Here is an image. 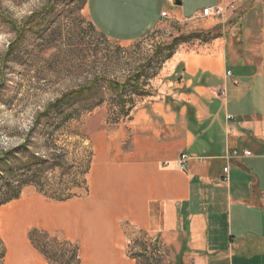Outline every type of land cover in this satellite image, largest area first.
Here are the masks:
<instances>
[{
	"label": "crops",
	"instance_id": "obj_1",
	"mask_svg": "<svg viewBox=\"0 0 264 264\" xmlns=\"http://www.w3.org/2000/svg\"><path fill=\"white\" fill-rule=\"evenodd\" d=\"M151 1L98 0V32L130 44L173 19L190 22L191 41L128 116L90 135L87 193L17 199L25 264H48L27 238L31 228L75 243L79 264H137L127 254L137 233L183 264H264V0H238L221 17L202 11L228 0H163L170 9L155 22Z\"/></svg>",
	"mask_w": 264,
	"mask_h": 264
},
{
	"label": "rangeland",
	"instance_id": "obj_2",
	"mask_svg": "<svg viewBox=\"0 0 264 264\" xmlns=\"http://www.w3.org/2000/svg\"><path fill=\"white\" fill-rule=\"evenodd\" d=\"M97 2L0 0L3 17L16 23L14 30L0 19V154L19 147L18 169L23 172L26 151L43 157H66L67 164L43 179L41 188L24 186L21 194L32 192L51 200L54 190L65 187L67 173H77L79 167L89 164L90 135L103 124L130 113L135 102L148 95L163 63L180 52L184 42L191 41L190 22L169 19L140 41L113 42L99 33L100 14L94 10ZM150 7L151 22L159 19L162 10L170 9L163 0H152ZM75 92L57 103L63 95ZM50 105L78 115L77 120L54 131V142L45 135L55 123L33 124L35 114ZM5 176L0 170V190ZM16 201L0 205V224L5 223L0 225L2 264H22V256H30L22 228L23 239L9 237L8 226L17 219ZM127 238V254L137 264H183L174 250L164 249L143 234H129ZM36 239L47 245L50 264H67L69 248L58 244L64 241L58 235L42 232Z\"/></svg>",
	"mask_w": 264,
	"mask_h": 264
},
{
	"label": "trees",
	"instance_id": "obj_3",
	"mask_svg": "<svg viewBox=\"0 0 264 264\" xmlns=\"http://www.w3.org/2000/svg\"><path fill=\"white\" fill-rule=\"evenodd\" d=\"M4 15L0 12V19L2 21H7L14 30L16 29L15 21L3 17ZM170 58V56L168 57ZM78 92V91H77ZM70 93L63 95L57 103L64 101L70 95L77 94ZM83 93V90H80ZM57 105H50L45 108L41 113H36L33 118V124L35 126L40 125L43 122L55 123L56 127L50 129V133H46V137L54 142V131L59 130L62 126H65L72 121L77 120L78 115H74L72 112H65L63 110L56 109ZM129 113H125L123 116H128ZM35 127L30 129V132L34 131ZM27 154L25 170L18 169V157L20 155V148L13 149L8 153L0 154V170L3 171L4 176L9 174V177L5 176L1 190H0V205L9 203L20 197L22 188L28 185H34L37 188H41L40 182L47 178L49 174L54 172L56 169H62L66 164V157H43L39 156L34 152H25ZM90 162L87 166L79 167L77 173H67V181L65 182V187L62 190H54L52 192V201H66L79 195L75 193L74 190L82 191L87 193L86 185V175L89 170ZM7 169V171H6ZM71 168H69L70 170ZM23 172V173H22ZM46 176V177H45ZM62 176L65 177L64 174ZM62 178V177H61ZM42 233L37 229H32L28 234V239L33 246L50 264L52 257L47 252V245L41 244L36 239V235ZM56 242V241H55ZM61 246L69 248V257L67 259V264H79L78 259V247L75 243L68 241H62L58 243ZM145 255V253L143 254ZM4 258V251L2 247V242L0 239V264H2Z\"/></svg>",
	"mask_w": 264,
	"mask_h": 264
},
{
	"label": "built area",
	"instance_id": "obj_4",
	"mask_svg": "<svg viewBox=\"0 0 264 264\" xmlns=\"http://www.w3.org/2000/svg\"><path fill=\"white\" fill-rule=\"evenodd\" d=\"M220 2H223V0H220ZM237 2H238V0H228L226 7H223V5L221 4L217 7L205 8L202 11V15L205 17L206 16L221 17L223 12H224V9L234 10ZM161 17L167 18V13L166 12L161 13ZM227 76H231L230 72H227ZM237 156H238V153L235 151H232L225 156V160L230 162L232 159L237 158ZM242 156H245V157L250 156V153L249 152H243ZM188 160H189V158L185 153L180 154L178 159L174 162L175 167L179 171H184L186 166H187ZM224 172H227L226 168L224 169Z\"/></svg>",
	"mask_w": 264,
	"mask_h": 264
},
{
	"label": "bare ground",
	"instance_id": "obj_5",
	"mask_svg": "<svg viewBox=\"0 0 264 264\" xmlns=\"http://www.w3.org/2000/svg\"><path fill=\"white\" fill-rule=\"evenodd\" d=\"M17 210V209H16ZM0 214L1 215H3L2 213H1V210H0ZM14 214V213H13ZM6 215V214H5ZM4 215V216H5ZM14 216V215H13ZM12 216V217H13ZM11 217V218H12ZM7 218V217H6ZM10 218V217H9ZM10 218V219H11ZM4 219V218H3ZM0 220H2L1 218H0ZM6 220V219H5ZM4 220V221H5ZM2 222V221H1ZM8 223V222H7ZM2 224V223H1ZM0 224V225H1ZM5 224V223H4ZM4 224H2V225H4ZM8 225V224H7ZM9 237H10V240H18L17 238H19L20 239V237H21V228H22V225H21V222H19L17 219L15 220V221H12V222H10V224H9ZM2 230H3V228H2ZM7 230V229H6ZM4 231V230H3ZM5 232V231H4ZM22 238V237H21ZM23 239V238H22ZM9 240V239H8ZM6 241H7V239H6ZM12 242V241H11ZM15 242V241H14ZM17 245H18V243H16ZM15 244V245H16ZM24 245V244H23ZM23 245H22V247H23ZM13 247V246H12ZM17 246H15V247H13V248H16ZM20 247V246H19ZM25 248H26V246H25ZM19 250H20V248H19ZM20 251H22V250H20ZM12 259V258H11ZM20 260V259H19ZM19 260H17V261H19ZM21 262V261H20ZM15 264V263H14Z\"/></svg>",
	"mask_w": 264,
	"mask_h": 264
},
{
	"label": "water",
	"instance_id": "obj_6",
	"mask_svg": "<svg viewBox=\"0 0 264 264\" xmlns=\"http://www.w3.org/2000/svg\"><path fill=\"white\" fill-rule=\"evenodd\" d=\"M176 4H177V5H179L180 3H179V2H177Z\"/></svg>",
	"mask_w": 264,
	"mask_h": 264
}]
</instances>
